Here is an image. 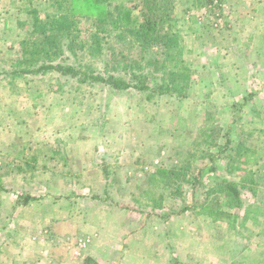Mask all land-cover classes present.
<instances>
[{"label": "rangeland", "instance_id": "rangeland-1", "mask_svg": "<svg viewBox=\"0 0 264 264\" xmlns=\"http://www.w3.org/2000/svg\"><path fill=\"white\" fill-rule=\"evenodd\" d=\"M206 1L172 4L192 72L187 97L147 100L134 89L81 86L53 73L5 76L26 34L19 8L31 2L43 12L48 3L0 0V264H85L90 254L101 264H264V0ZM109 2L112 13L125 2L138 15L144 5ZM83 5L86 28L92 12ZM163 51L155 45L134 57ZM63 58L76 65L69 52ZM207 110L221 145L227 132L230 151L247 144L244 168L256 194L242 192L237 229L212 222L208 207L180 213L191 204L187 185L185 200L165 194L159 210L138 204L147 201L145 175L180 165L179 154L193 151ZM222 164L219 176L240 180ZM215 176L203 172L206 189ZM22 197L29 200L18 204Z\"/></svg>", "mask_w": 264, "mask_h": 264}, {"label": "trees", "instance_id": "trees-1", "mask_svg": "<svg viewBox=\"0 0 264 264\" xmlns=\"http://www.w3.org/2000/svg\"><path fill=\"white\" fill-rule=\"evenodd\" d=\"M46 3L48 6L45 4L43 12L31 2L29 7L19 8L26 16L25 21L19 22L26 34L21 42L20 60L13 72L7 71L5 76L23 78L53 73L68 82L76 80L81 86L101 84L115 92L134 89L147 100L162 95L176 96L180 100L187 97L192 72L184 58L185 48L177 31L173 0H143L138 15L133 14L125 2L120 3L114 13L109 0H46ZM83 4L92 12L84 22L86 28L80 18ZM155 45L164 47L161 58L134 57ZM66 52L73 56L76 65L64 63ZM213 114L207 110L202 115L193 151L179 154L180 165L156 167L145 175L143 185L148 188L142 194L147 195V201L138 204L159 210L165 194L183 199L187 185L191 204H186L180 213L208 207L212 222L226 223L237 229L239 216L235 211L243 206L242 192L248 189L256 194L252 173L244 168L249 152L245 143L230 151V132L226 133L225 143L220 144L222 131L214 123ZM214 148H218L216 154L212 153ZM221 161L226 174L242 173L239 181H229L217 174V163ZM198 162L205 166L199 168ZM205 170L216 174V180L207 189L202 182ZM150 191H156L158 197ZM20 199L22 202L18 204H25L29 197ZM248 218L249 210L243 222ZM85 264L97 263L86 258Z\"/></svg>", "mask_w": 264, "mask_h": 264}, {"label": "crops", "instance_id": "crops-1", "mask_svg": "<svg viewBox=\"0 0 264 264\" xmlns=\"http://www.w3.org/2000/svg\"><path fill=\"white\" fill-rule=\"evenodd\" d=\"M32 195H33V194H32ZM100 212H101V211H98L97 214L99 215ZM92 214L95 215L96 212L93 211ZM81 225H82V224H81ZM82 228H83V225H82ZM224 243H225V242H223V244H224ZM158 249H159V250H158ZM158 249H157V250H158L159 252H160V251L162 252V247L159 246ZM157 250H156V251H157ZM156 253H157V252H156ZM154 255H155V252H154ZM121 256H122V255H121ZM89 258L93 259L94 261L96 260V261H98V263H100L99 261H100L101 258H98V259H97L95 256H92L91 254L89 255ZM104 259H105V257H103L102 261H104ZM112 259H113L112 257L107 258V260H112ZM96 261H95V262H96ZM117 261L119 262V260H117ZM100 264H101V263H100Z\"/></svg>", "mask_w": 264, "mask_h": 264}]
</instances>
